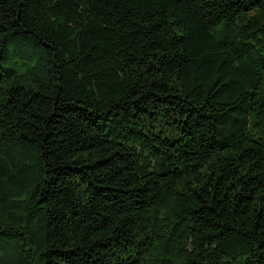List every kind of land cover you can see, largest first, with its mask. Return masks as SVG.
I'll use <instances>...</instances> for the list:
<instances>
[{"label": "trees", "instance_id": "trees-1", "mask_svg": "<svg viewBox=\"0 0 264 264\" xmlns=\"http://www.w3.org/2000/svg\"><path fill=\"white\" fill-rule=\"evenodd\" d=\"M0 264H264V0H0Z\"/></svg>", "mask_w": 264, "mask_h": 264}]
</instances>
